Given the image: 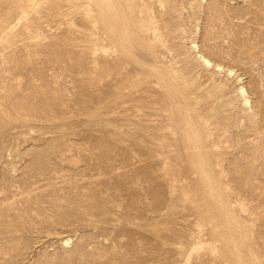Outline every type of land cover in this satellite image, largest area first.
Returning a JSON list of instances; mask_svg holds the SVG:
<instances>
[{
    "label": "rangeland",
    "instance_id": "1",
    "mask_svg": "<svg viewBox=\"0 0 264 264\" xmlns=\"http://www.w3.org/2000/svg\"><path fill=\"white\" fill-rule=\"evenodd\" d=\"M93 1L0 0V264H227L206 243L229 230L240 258L264 264V0L136 3L166 45L135 58L185 85L172 105L219 179L224 229L182 196L196 177L161 98L122 106L146 83L111 94L104 67L93 75L107 44Z\"/></svg>",
    "mask_w": 264,
    "mask_h": 264
},
{
    "label": "bare ground",
    "instance_id": "2",
    "mask_svg": "<svg viewBox=\"0 0 264 264\" xmlns=\"http://www.w3.org/2000/svg\"><path fill=\"white\" fill-rule=\"evenodd\" d=\"M137 1L140 2L141 0L93 1L92 6L94 5L95 7L94 16L96 17V21L100 24L101 31L104 34V39L107 44L105 46L106 49L103 54V61L100 62L101 65L98 63V60L94 58V56L92 57V73L94 76H96L98 75L100 69L104 67L106 80L111 78V80L115 81L113 83V88L109 92L111 94H114L113 89H115V87H117L119 90L122 88H126V85L122 86L121 84L125 83L127 77L128 83H132L133 87L138 86L140 83H146V87L141 89V92L138 93L139 96L137 98H135V91L129 89V92L125 96V99L121 102L122 106H124V104L128 102V100L138 101L146 99L148 96H158V98H161V109L167 112V118L173 120L177 124V126L182 128L185 132L184 138L188 147L189 159L191 164L190 172L196 177V188L197 192L200 193L199 198L198 193L192 188L187 187L185 185H181L182 196L197 212L203 223H208L211 226H218L224 229V227H222V223L227 209L220 208V206L217 207L214 198V194L216 193V191H220L218 183L219 179H217V177H214L213 174H210L209 168L206 166L205 162L201 160L200 147L202 145V141L200 139L199 134H197L196 132H192V126L191 128H188V125L190 126V124H188L190 123V121H188V123L187 120L183 121V119L180 118L181 115L176 113L177 110L175 111V107L174 105H172V100L174 99L173 97L178 99L185 98V85L182 84L183 82L181 83V81H177L179 75L176 78L175 73L168 74L167 69L169 68H155L154 66L151 67V64L147 65L144 62L138 61L135 58L134 54L136 50H138L137 52L143 50L146 53L150 54L153 59L157 58L154 40H157L155 38L159 36L161 39L160 41H162V39H164L166 36L164 34L157 35L156 31L158 28H154L152 26L153 22L151 23V20L148 19L149 7L147 8L146 5L145 7L143 6L142 8L138 9V6L136 4ZM164 42V45H166V40ZM95 51L92 54H95ZM198 57L199 63H202L204 65L202 67L213 68L215 72L222 71L220 66L213 65L209 60L205 59V57ZM150 58L151 57H149V59ZM112 65L113 67H119V70L114 73L113 70L110 68V66ZM129 65H134V67H132L131 69V71L133 72L127 70L124 76L122 77L121 73H124L123 69L126 70V67ZM225 72L229 76L232 74L231 71ZM173 83L175 85H172ZM238 91L242 99V105H249V101L247 99L248 97H246L244 89L240 87ZM166 97L169 99L168 102H164L163 100L164 98L166 99ZM149 103L151 102L149 101ZM187 109L189 108L187 107ZM186 117L188 120H190L191 115L188 114V116ZM180 175L182 174L180 173ZM207 193H210L211 196L207 197ZM229 231H222L221 234L219 232H213L211 235V239L209 240V242L206 243V246H209L212 250L216 251L218 253V258H220L221 261H229L227 264H249L239 257L238 252H234V250H236L234 248L239 243V241H235L232 238V235L229 234ZM214 242H218L219 246H216ZM64 244H69V240L67 239Z\"/></svg>",
    "mask_w": 264,
    "mask_h": 264
}]
</instances>
